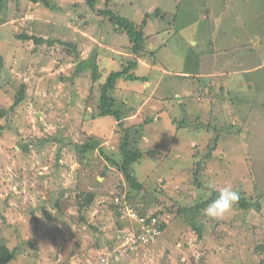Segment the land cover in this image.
<instances>
[{
  "label": "rangeland",
  "instance_id": "1",
  "mask_svg": "<svg viewBox=\"0 0 264 264\" xmlns=\"http://www.w3.org/2000/svg\"><path fill=\"white\" fill-rule=\"evenodd\" d=\"M43 1L57 8L41 1L0 0V113L7 114L1 122L9 126L0 136V243L24 254L15 261L6 255L3 264H260L264 253L255 252L264 245V70L254 68L263 64L264 43L254 54L242 45L248 32L261 30L264 39L260 21L220 40L206 21L205 3L198 9L197 27L183 9L177 16L179 2L173 12L168 9L174 0H96L95 7L86 0ZM150 6L158 7L144 34L155 51L148 58L160 91L151 96L153 88L121 79L110 96L127 113L123 126L106 117L93 131L87 121L100 111L101 85L94 86L91 68L80 64L96 61L103 74L112 72V62L124 56L111 48L128 57L135 45L101 12L142 25ZM213 6L221 11L224 2L212 1ZM171 26L178 32L156 36ZM27 33L54 45L22 40ZM209 76L212 90L199 106L195 97ZM128 89L150 99L136 98ZM147 118L153 121L141 128L138 145L130 140L131 149L142 153L130 166L142 188L132 190L114 163L124 164L126 130L135 136V127ZM88 136L99 145L79 156L76 147ZM218 136L220 148L205 160ZM225 185L259 199L260 211L234 207L222 218L207 217L204 203ZM120 193L129 201L125 216L137 207L168 225L160 241L135 251L126 247L135 221L128 219L120 229L113 208L103 209ZM63 195L70 200H61ZM84 195L95 200L79 212Z\"/></svg>",
  "mask_w": 264,
  "mask_h": 264
},
{
  "label": "trees",
  "instance_id": "2",
  "mask_svg": "<svg viewBox=\"0 0 264 264\" xmlns=\"http://www.w3.org/2000/svg\"><path fill=\"white\" fill-rule=\"evenodd\" d=\"M34 2H42L44 3V5L48 8H52V9H56L57 7L55 6H51L47 1H43V0H33ZM88 2V4L91 7H95L96 3H98V1L96 0H86ZM101 14L104 15V17H109V21L111 22V24L113 26H115L118 30H120L121 32L127 34L130 38V42L133 46L132 50L134 52V54H139L141 56H143V54L145 53L143 51L144 48V42H145V34H144V30L146 27V23L147 21H145L142 25H135L133 22L120 17L116 14H114L111 11H102ZM116 30V31H118ZM29 34V33H27ZM24 34L21 35V39L24 41H34L36 44L39 45H44V44H49V45H54V42L51 40H46V39H42L39 38L38 36H36L35 34ZM253 39L252 37L250 38V40ZM252 41V40H251ZM250 41V43H251ZM67 47H69L70 49H72L73 52H77V47L75 45H72L71 43L69 44H65ZM146 54V53H145ZM80 65H87L89 68H91L92 70V81L91 83L96 86V85H101V104L99 105V109L100 111H98L97 116H93L88 118L87 124H91V128L93 131H98L100 129V124L97 125L96 122L101 121L102 119H106V117H112L113 120L117 121V126L122 127L124 124V120H125V116H127V113L124 114V111H121L119 108L120 102L116 101V99H114V97L110 96L111 93H113L115 91L116 88V84L118 81H120L121 79H125L128 82H132V81H145V79H140L138 77H136L135 75H130V73L132 71H135L137 69V63L136 62H129L127 63H122L121 65V70L120 71H116L113 70L112 72H105L103 74L102 70L100 69L99 65L97 64L96 61H91V62H83ZM93 93L95 94V92L93 91ZM122 109V107H121ZM6 113L2 112L0 113V136L3 135L4 131L6 130V128H9V126H7L6 124L4 125L1 121L4 120L6 118ZM152 118H147L145 123L139 128V127H135V131L133 133H135V136H131V130H126V137L123 139L122 142V148H121V153L122 155H124V164L121 167L120 165L117 164V161L115 162L114 160V164L120 169V172H122L124 174V176L127 178L128 183L130 184L132 190L134 189H138L140 190L142 188V185L139 184L136 180L135 177H132L131 172H130V166L131 164L135 161V160H140V157L142 155L141 152L139 151H133L131 149V143L130 140H134V146L136 147L138 145V139L140 138V131L141 128L144 127L145 125H149L152 122ZM203 127V126H201ZM200 128V127H198ZM236 129V128H235ZM222 131L223 129H218ZM241 133V132H239ZM118 135L121 133H117ZM94 136H88V140L85 144L83 145H78L76 147L77 153L79 156H85V154H88L90 152H94L99 143L94 141ZM220 136H218L214 142H213V146H209V153L205 156V160H211L213 159L212 156L214 154V152L216 150H218L219 147V143L218 141H220ZM104 139V138H103ZM27 150H28V146H27ZM196 155V156H195ZM194 155V159H197V155ZM113 162V161H112ZM65 193V192H64ZM123 194L120 193L118 195H115L114 198L108 202H104L103 203V209L109 205L111 206L116 215V217L119 219L120 223H121V227L122 228V223L127 224L128 218L127 217H123L125 214V209H126V205L125 202H129L125 197L122 196ZM218 195V192H213L212 194V200L215 199ZM87 196V195H86ZM85 195L81 197V201L79 203L78 209L79 212H83L84 208L91 206V204L94 203V196L93 195H89L86 197ZM262 197V196H261ZM60 198V197H59ZM70 200V197L67 196H61V200ZM262 199V198H261ZM129 204V203H128ZM209 203L205 202L204 206H207ZM261 203L258 199L257 202L254 201V199L248 198L247 195H244V197H242L240 195V200L239 202L236 204V208L243 211V212H249V211H260L261 209ZM61 207L59 205V203H56L55 205V209L59 210ZM137 208V207H136ZM136 208H132L135 211H137L140 215H144L143 213H147V211L145 209H140V211ZM198 209L203 208V206H198ZM196 209V208H195ZM1 216V215H0ZM157 215L154 214L152 215V217H150L151 219L156 218ZM124 226V225H123ZM135 226V225H134ZM166 223L165 224H160L161 230L163 231V233L166 231L167 229ZM199 227V226H198ZM200 228V227H199ZM227 246V245H226ZM235 246V245H234ZM141 248H143L141 246ZM10 251V252H9ZM21 251L23 250H19V249H14L11 250L9 249L6 245H3L0 243V264H3V260H5V256L6 255H11V261H15L17 260L19 257L23 256L24 254L21 253ZM261 252L264 253V245H260L257 248V251L255 252V255H261ZM260 264H264V259L261 260Z\"/></svg>",
  "mask_w": 264,
  "mask_h": 264
},
{
  "label": "crops",
  "instance_id": "3",
  "mask_svg": "<svg viewBox=\"0 0 264 264\" xmlns=\"http://www.w3.org/2000/svg\"><path fill=\"white\" fill-rule=\"evenodd\" d=\"M212 1H218V0H203L202 3H200V4H198L200 2V0H194V2H192V0H174L175 4L173 5V7L171 6V8H168V9L173 12L176 8L177 3L179 2L180 4H178V5L180 6V8L178 10L177 16L180 15V12H181L180 9H183L185 12V16L193 17L192 23L194 22V25L199 27V24L201 23V18H200V13H199L198 9H200V6L203 3H205L206 6H205V8H202V9L207 10L206 16H205L206 21L208 22V24L211 27H213L214 32H216L218 34L220 40L225 38L226 37L225 35H227V33L235 32L237 30H242L244 28L243 25H248V24H253V23L256 24L260 21V26L263 25L262 27H264V20H263V18H264V13H263L264 1L255 0V2H254L253 0H221L222 5L224 2V6H223L221 11H218L216 8H214V6L210 7V5L212 4ZM182 2L185 4L184 6H182ZM192 3H193V5L191 7ZM195 4H198V5H195ZM226 4H228L229 6H226ZM157 7L158 6H156L155 8H157ZM229 7H231L232 10H227ZM155 8H152L150 6L149 8L146 9V12L149 13V15L146 14V15H148L146 26L148 24V18L152 19L154 12L151 13V11ZM251 9L253 10L252 13L250 12ZM159 14L160 13L158 12L157 15H159ZM184 25L187 27L186 23H184ZM145 29H146V27H145ZM173 29L174 28H172V26H171L166 31H164V29H162V31L158 30V31H156V33H157L156 36H161V35L166 34V33H169V36H170L172 34L171 31L178 32L176 29H174V30ZM231 29H234V30H231ZM115 30H117L116 27H115ZM262 34H263V32H261V30H260V32L258 31L257 33H256V31L248 32L247 37L245 35H242L243 36V43L242 42L241 43H242V45H244V48H246V50H249V52L251 54H254V52L256 50L255 47L264 43V39H261ZM220 35H222V37H220ZM190 36H191V33L188 34L187 36L183 37V41H184V39H190ZM230 36H233V39L236 42L237 36L235 35V33H232ZM194 37L198 38L199 37L198 33H194ZM251 37L255 38L254 43H252L253 41L250 40ZM150 38L151 37L148 38L147 36H145L143 51L146 54L144 53L143 56L136 54V53L134 54L133 50H131V51L129 50L128 52L130 54H126L128 57H125V54L121 53V51L116 50L115 48H111V50H112V51H110L111 53L117 54L118 56H124L122 59L120 58L121 61L116 60V61L112 62L111 66H115L116 71H120L122 63L128 64L129 62H136L137 63V69L135 71H132L130 73V75L133 74L140 79H145V81L143 82V81L139 80V81H136L135 84L143 85L144 90L153 88L151 96H155V95L157 96V94L161 88V84H160L161 80H159V82H157V80L152 75L153 71L155 70V64H153L152 61L150 60V58H148V55H153V53L155 51L151 48L152 43L149 40ZM166 40H168V37L163 39L162 43H165ZM247 40H249V41L247 42ZM250 41H251V43H250ZM208 45H210V43H208ZM112 47H114V45H112ZM166 47H168V45ZM225 50H227V49H225ZM227 52H228V50H227ZM131 56H134V57L137 56V57L134 58ZM113 58L116 59V57H113ZM128 58H130V59H128ZM140 68L143 69V74H140V76H138L136 74V71ZM261 68L264 70V60H263V64H262V60H261V65L259 67H255L254 69L257 73V72H259V70ZM217 73H219V72H217ZM233 73H234V71H233ZM181 74L186 75L183 73H181ZM221 74H223V73H221ZM221 74L218 75L219 79H221V77H222ZM199 75H201V74H199ZM151 77H153V81L151 80ZM209 77H210L208 79L209 82L207 85H205V90H202L201 89L202 87H200L201 90L198 91V94L195 97V99L197 97H199L198 101L201 102L200 104H198L199 106L203 105L202 101L204 100L205 97L208 96L209 89L212 90V88L209 85L213 84L212 79L214 77L213 76H209ZM206 78H208V75ZM154 80H156V81L154 82ZM152 83H154V84H152ZM251 84H253V83H251ZM128 91L130 92L131 90L128 89ZM130 94H132V96H136V98H139L141 96L143 98H146L147 100L150 99V95H148L146 97V95L145 94L142 95L141 91H139V90L131 91ZM187 97L191 98V102L193 100H195L192 95H189ZM163 99H167L166 96H164ZM128 100L130 101V99H128ZM138 100H140V99H138ZM209 104L211 105V103H209Z\"/></svg>",
  "mask_w": 264,
  "mask_h": 264
},
{
  "label": "built area",
  "instance_id": "4",
  "mask_svg": "<svg viewBox=\"0 0 264 264\" xmlns=\"http://www.w3.org/2000/svg\"><path fill=\"white\" fill-rule=\"evenodd\" d=\"M123 217H127L131 222L135 221V226L130 227L129 236L127 239H124L126 247H129V250L135 251L141 246L143 248L147 247L160 238V223L156 218L151 219L145 214L140 215L135 210L130 211L129 216H125L124 214Z\"/></svg>",
  "mask_w": 264,
  "mask_h": 264
},
{
  "label": "clouds",
  "instance_id": "5",
  "mask_svg": "<svg viewBox=\"0 0 264 264\" xmlns=\"http://www.w3.org/2000/svg\"><path fill=\"white\" fill-rule=\"evenodd\" d=\"M209 187H211V185H209ZM239 200L240 193L233 189L230 185H225L223 188L218 190L217 197L213 199L206 208L203 209V212L210 219H219L232 211ZM162 234L163 231L161 230V236ZM161 236L158 239L159 241Z\"/></svg>",
  "mask_w": 264,
  "mask_h": 264
}]
</instances>
